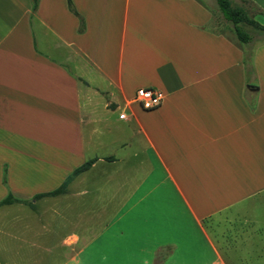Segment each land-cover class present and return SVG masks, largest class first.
<instances>
[{
    "label": "crops",
    "instance_id": "obj_1",
    "mask_svg": "<svg viewBox=\"0 0 264 264\" xmlns=\"http://www.w3.org/2000/svg\"><path fill=\"white\" fill-rule=\"evenodd\" d=\"M244 28L213 0H0V264L264 256V38Z\"/></svg>",
    "mask_w": 264,
    "mask_h": 264
},
{
    "label": "trees",
    "instance_id": "obj_2",
    "mask_svg": "<svg viewBox=\"0 0 264 264\" xmlns=\"http://www.w3.org/2000/svg\"><path fill=\"white\" fill-rule=\"evenodd\" d=\"M31 1H32V10H34L37 5V0H31ZM215 2L218 6L219 11L221 12L222 17L229 22L232 31L235 33L236 37L241 43L246 44L251 40V35L249 31H247L243 25L251 26L254 29L264 33V25L259 24L254 19L253 15L250 14L245 7L241 5L232 6L230 0H215ZM69 6L73 10L70 1H69ZM245 64H246V72L252 73L253 68L248 67V65H251L249 56L245 57ZM94 160L95 158L86 160L83 164L78 166L69 176H67L66 179L57 188L47 192L37 193L34 195V198H39L44 196H55L65 192L69 180L74 175L88 168ZM3 181H5L4 178ZM14 201H17V199L14 198L10 193H8L3 199L0 200V205L9 204Z\"/></svg>",
    "mask_w": 264,
    "mask_h": 264
},
{
    "label": "built area",
    "instance_id": "obj_3",
    "mask_svg": "<svg viewBox=\"0 0 264 264\" xmlns=\"http://www.w3.org/2000/svg\"><path fill=\"white\" fill-rule=\"evenodd\" d=\"M134 99L142 108L151 109L162 103L164 94L157 88L141 87L136 90ZM120 117H123V114H120Z\"/></svg>",
    "mask_w": 264,
    "mask_h": 264
},
{
    "label": "rangeland",
    "instance_id": "obj_4",
    "mask_svg": "<svg viewBox=\"0 0 264 264\" xmlns=\"http://www.w3.org/2000/svg\"><path fill=\"white\" fill-rule=\"evenodd\" d=\"M213 1L215 2V0H213ZM230 1H231L232 6H240L241 5V6L245 7L249 11L250 14H252L253 9H252L251 5L249 3H247V1H245V0H230ZM213 25H216V27H218L219 23L214 21ZM243 26H245L248 29H251V31L255 34V37L257 40H261L264 38V33L254 29L251 26H248V25H243ZM137 104L140 108H142L140 103H137ZM115 116H117V112L115 113ZM245 261L249 262L248 264H264V256H262V257H250V258L248 257V258H245Z\"/></svg>",
    "mask_w": 264,
    "mask_h": 264
}]
</instances>
